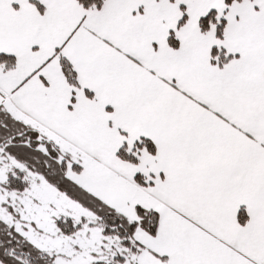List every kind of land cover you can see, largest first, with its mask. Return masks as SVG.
Instances as JSON below:
<instances>
[{
	"label": "snow or ice",
	"instance_id": "obj_1",
	"mask_svg": "<svg viewBox=\"0 0 264 264\" xmlns=\"http://www.w3.org/2000/svg\"><path fill=\"white\" fill-rule=\"evenodd\" d=\"M0 264H264V0H0Z\"/></svg>",
	"mask_w": 264,
	"mask_h": 264
}]
</instances>
